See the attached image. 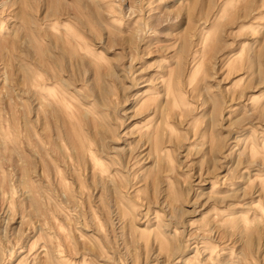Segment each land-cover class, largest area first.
<instances>
[{
	"label": "rangeland",
	"instance_id": "obj_1",
	"mask_svg": "<svg viewBox=\"0 0 264 264\" xmlns=\"http://www.w3.org/2000/svg\"><path fill=\"white\" fill-rule=\"evenodd\" d=\"M0 264H264V0H0Z\"/></svg>",
	"mask_w": 264,
	"mask_h": 264
}]
</instances>
